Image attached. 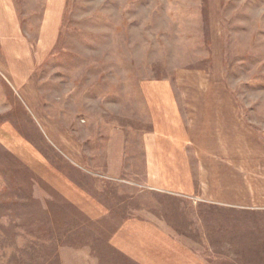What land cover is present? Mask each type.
Instances as JSON below:
<instances>
[{"label": "rangeland", "instance_id": "1", "mask_svg": "<svg viewBox=\"0 0 264 264\" xmlns=\"http://www.w3.org/2000/svg\"><path fill=\"white\" fill-rule=\"evenodd\" d=\"M6 7L20 31L5 19ZM52 7L63 15L49 34L51 0H0V264H159L156 237L142 232L155 229L188 250L178 252V264H227L229 253V264L264 263V209L151 190L161 160L149 150L154 169L146 172L141 150L146 135L154 144L158 134L142 84H168L180 99L182 133L191 120L207 142L216 115L205 119L199 106L215 103L194 98L223 85L236 112L225 122L231 134L246 133L247 164L259 165L252 153L264 150V0ZM175 153L185 156L183 167L203 155L195 145L166 152ZM174 165L167 156L166 166ZM208 229L216 249L207 251ZM232 237L260 238L263 249L235 241L228 251L221 244Z\"/></svg>", "mask_w": 264, "mask_h": 264}, {"label": "crops", "instance_id": "2", "mask_svg": "<svg viewBox=\"0 0 264 264\" xmlns=\"http://www.w3.org/2000/svg\"><path fill=\"white\" fill-rule=\"evenodd\" d=\"M65 1L66 0H51V8L49 14L44 16L43 24V27H46L49 30V34L54 33V25L56 23L57 30V26L60 24V16L63 15L60 10L58 11L55 7H52V4L62 5ZM7 10L8 15L6 13L7 17H5V19L10 21V26H14V31L15 29L16 32L20 31L19 24L15 25V11L9 7H6V11ZM10 33H12L11 30ZM220 86H222V88ZM218 87L219 89H216L214 94L212 92V95L209 96L210 98L193 97L196 101L203 99L204 101L212 100V102L215 103L211 109L206 106L205 108L199 106L201 112L200 114H203L205 119V113L207 112H212L216 115V117H214L216 122L210 128V131L213 132V136L209 138V142H207L204 138H201L199 133L196 132V126L191 122V120L187 128L188 132H185L186 134L182 133L183 131L180 123H182L183 110L179 101L180 99H176L175 96L168 93V89L170 88L168 84H150L149 82H146L141 85L142 91L146 96L144 105L146 104L145 106H147V109L145 112L148 114V118L151 116L155 125L156 133H158L154 144L146 140L148 135H146L144 141L141 142V150H147L146 153L148 154L146 156L147 160L144 162L143 170L146 172H152V169H154V166L150 161V153H148L149 150L151 153H154L152 150H156L161 160L158 166V170L160 171V174L158 175L159 178H156L158 181L156 184L158 185L152 186L149 182H147V186L149 185L148 187L151 190H165L172 192L177 197L185 198L187 200H192L193 197L197 199L199 198L198 201H202L204 204L219 205L223 206V208H258L263 210L264 150H256L255 153H252V159L256 160L259 165L250 167L247 164L248 160L246 158L248 150V139H246V133H240L238 136L231 134L229 122H225V119H229L231 112H236L235 109L232 108V99L230 98L229 92L226 93L223 85H218ZM150 90L152 91V95L151 92H147ZM193 109L194 107H190V111ZM194 112L197 114L199 113L198 110H194ZM170 118L177 119L175 120L177 121V124H173L171 127V129H173L172 133L176 132L174 137H171L172 134L169 135L170 133L167 132L171 130L168 129ZM179 118L180 120H178ZM237 122L240 127L241 125L238 119ZM202 143L211 145V148L209 150H205ZM191 145H195L197 150H202L203 155L200 158L197 156L198 163H185L187 165L183 167L181 161L186 160L185 156L182 154L178 155L177 153L174 155L166 154V152L169 153L172 150H187V148ZM230 146L232 150H230ZM234 149H237V151L234 152ZM250 150H254V148L251 147ZM163 154L165 157H163ZM167 156H170V161L172 159L175 161V165L172 168H168L166 166ZM175 158L179 162L178 164ZM194 164L196 166H193ZM190 170H195L196 172L192 173ZM206 217L210 218L209 216ZM242 230H244V228ZM142 232H147L156 237L155 244L158 245L160 255L159 264H178L176 263L178 252L180 251L181 254H184L183 252L188 251L185 250V248L182 247L176 239L169 237L162 231L155 229L154 231L142 230ZM195 233V227H192V235H196ZM199 234L201 235L200 232H198L197 235ZM256 235L257 234H254V236ZM232 238L234 240H232ZM232 238L225 242V244H221L224 249L232 251V245L235 241L239 245H242L243 241L247 242V245L251 246L253 251H260L263 249V242L260 238L258 241L257 238H250L251 240L239 237ZM202 239L203 237H201V240ZM206 241V245L201 247L207 251L216 249V247L210 246L211 240L209 239V229L207 230ZM165 251L172 252L166 254ZM229 256L230 253L228 254V258ZM228 258L227 261L223 262L227 264L233 263L231 260H228ZM247 263L248 260L243 264Z\"/></svg>", "mask_w": 264, "mask_h": 264}]
</instances>
